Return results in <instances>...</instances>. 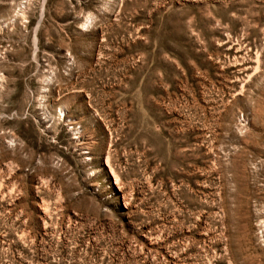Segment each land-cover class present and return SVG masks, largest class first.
Returning <instances> with one entry per match:
<instances>
[{
  "label": "rangeland",
  "instance_id": "rangeland-1",
  "mask_svg": "<svg viewBox=\"0 0 264 264\" xmlns=\"http://www.w3.org/2000/svg\"><path fill=\"white\" fill-rule=\"evenodd\" d=\"M0 264H264V0H0Z\"/></svg>",
  "mask_w": 264,
  "mask_h": 264
},
{
  "label": "bare ground",
  "instance_id": "bare-ground-1",
  "mask_svg": "<svg viewBox=\"0 0 264 264\" xmlns=\"http://www.w3.org/2000/svg\"><path fill=\"white\" fill-rule=\"evenodd\" d=\"M88 19V18H87Z\"/></svg>",
  "mask_w": 264,
  "mask_h": 264
}]
</instances>
